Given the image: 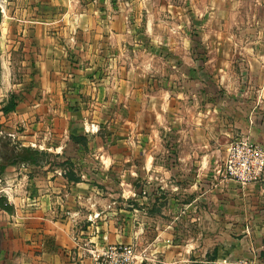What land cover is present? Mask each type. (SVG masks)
<instances>
[{"label": "crops", "instance_id": "crops-1", "mask_svg": "<svg viewBox=\"0 0 264 264\" xmlns=\"http://www.w3.org/2000/svg\"><path fill=\"white\" fill-rule=\"evenodd\" d=\"M24 1L47 5L39 13L50 12L30 32L36 73L25 93L32 101L25 114L58 122L52 128L39 122L52 140L58 138L40 148L66 155L81 180H70L67 168L51 162L6 167L0 176V264H94V253L105 246L143 241L145 209L153 233L148 243L170 242L175 221L166 215L177 203L183 245L176 255L164 243L163 264H188L184 244L194 242L197 254L209 238L213 264H264V180L242 185L218 173L235 139L264 143V73L259 80L256 74L264 71L262 50L249 61V86L241 94L250 106L220 102L217 108L195 109L192 124L180 126L170 142L165 137L174 112L171 93H145L138 82L139 71L147 83L170 61L156 67L149 59L155 54L144 48V68L135 63V31L121 1ZM60 3L69 8L65 42L51 30L60 23L53 15ZM73 50L77 62L69 57ZM105 128L114 139H107Z\"/></svg>", "mask_w": 264, "mask_h": 264}, {"label": "rangeland", "instance_id": "rangeland-1", "mask_svg": "<svg viewBox=\"0 0 264 264\" xmlns=\"http://www.w3.org/2000/svg\"><path fill=\"white\" fill-rule=\"evenodd\" d=\"M119 1L122 2L123 12L127 14L128 24L135 31L132 45L137 49L134 55L135 63L139 64L140 69L144 68L147 54L150 52L155 54V57L150 54L149 59L155 62L156 67L163 66L161 61L164 59L170 61L165 68H156L147 83L146 76L142 75L144 72L139 71L138 80L145 93H166V89L171 93V111L174 112L168 120L171 121L168 123L171 130L165 137L167 140L172 142L177 138L180 126L189 127L192 124L195 109L217 108L220 102L224 105L237 102V105L250 106L248 97L241 94L248 90L250 59L255 56L254 53H258L257 48L264 54V0ZM46 6L25 3L24 0H0V158L5 159L8 148L14 145L32 146L48 153L42 156L44 161L41 164L51 162L62 165L68 172L72 167L69 163L72 162L66 155H58L51 150L40 148L39 145L43 141L50 144L58 139L52 140L51 133L39 122H45L48 128L54 125L57 127L58 122L50 116H46V120L40 119L37 112L29 116L25 114L31 112L27 111V107L32 102H29L25 93L33 86L36 73V57L30 50L35 42L30 32L36 28L38 22H43L40 20L41 14L50 15V12L39 13L40 10L46 11ZM53 9L58 14H53L54 17L60 16V23L55 22V28L51 30L58 32L60 40L65 42L67 36L63 33V21L66 20L64 14L69 8L60 3ZM258 28L263 31H258ZM144 48H148V53ZM75 54L74 50L73 54H69L73 62H77ZM260 59L264 63V58ZM263 73V70L261 73L256 71L258 80L261 74L263 79ZM12 101L16 103L14 110L3 112L2 109ZM60 127L62 128L61 123ZM33 131L44 134L36 136ZM104 131L107 139L115 138L110 129L105 128ZM163 134L164 130L161 131V138ZM77 136L79 138L75 139L71 135V139L84 142L83 136ZM59 137L61 141L66 139L65 136ZM26 141H32L34 144H24ZM4 143L6 146L1 148ZM174 182L178 181L175 179ZM179 204L172 205L166 215V218L175 221L170 228L173 236L170 235L169 238L172 240L169 242L160 239L155 247L148 243V237L153 233L151 221L148 220L149 211L145 209L142 214L146 221L145 238L138 244L129 243L137 255L135 264H163V247L167 242L171 244L172 253L179 255L178 250L183 245L178 244L181 241V231L183 232L178 220ZM162 210L160 207L157 214H162ZM187 230L190 239L194 228ZM207 241L212 240L209 238ZM209 242L205 243L203 250H199L197 254L194 242L184 244L188 249H185L188 264H213L210 258L215 252L212 250L214 244ZM181 261L184 260H177L178 263ZM172 263L176 264L174 260Z\"/></svg>", "mask_w": 264, "mask_h": 264}, {"label": "built area", "instance_id": "built-area-1", "mask_svg": "<svg viewBox=\"0 0 264 264\" xmlns=\"http://www.w3.org/2000/svg\"><path fill=\"white\" fill-rule=\"evenodd\" d=\"M218 173L224 180L247 185L264 180V143L249 138L235 139L229 146ZM137 255L129 243L105 246L94 253V264H135ZM226 264H254L248 260Z\"/></svg>", "mask_w": 264, "mask_h": 264}, {"label": "trees", "instance_id": "trees-1", "mask_svg": "<svg viewBox=\"0 0 264 264\" xmlns=\"http://www.w3.org/2000/svg\"><path fill=\"white\" fill-rule=\"evenodd\" d=\"M16 107V103L14 101L10 102L6 107L2 109L3 112H10L14 110ZM73 138L78 139V136H73ZM1 140V138H0ZM6 146V143L1 144V148ZM7 157L1 160L0 158V176L5 171L6 167L9 165H16V164H41L44 159L42 156H46L48 153L45 151L32 147V146H24V145H14L8 148ZM71 169L67 172V176L70 180L73 181H80L81 176L76 175L73 171V164L69 163Z\"/></svg>", "mask_w": 264, "mask_h": 264}]
</instances>
